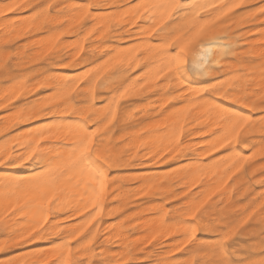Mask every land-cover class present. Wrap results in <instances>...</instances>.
Masks as SVG:
<instances>
[{
  "label": "snow or ice",
  "instance_id": "obj_1",
  "mask_svg": "<svg viewBox=\"0 0 264 264\" xmlns=\"http://www.w3.org/2000/svg\"><path fill=\"white\" fill-rule=\"evenodd\" d=\"M21 8L27 16L8 15ZM0 17V108L10 114L0 123L6 133L36 121L0 141V264H264V0H21L0 7ZM65 36L78 38L67 55ZM29 49L38 54L31 66ZM78 64L86 67L75 76L57 71ZM156 89L161 106L180 100L186 111L202 110V142L185 138L186 117L172 104L157 125L163 139L148 132L136 154L117 151L116 128L143 114L123 102ZM145 159L179 167L142 179V194H163L143 218L149 238L124 233L106 251L96 243L99 224L88 228L119 198L111 172ZM24 167L32 174L4 172ZM253 183L259 199L239 200L246 211L232 217L233 201ZM198 233L218 235L208 242ZM51 236L60 239L47 253L16 251ZM102 240L113 243L111 234ZM185 249L196 256L176 255Z\"/></svg>",
  "mask_w": 264,
  "mask_h": 264
},
{
  "label": "rangeland",
  "instance_id": "obj_2",
  "mask_svg": "<svg viewBox=\"0 0 264 264\" xmlns=\"http://www.w3.org/2000/svg\"><path fill=\"white\" fill-rule=\"evenodd\" d=\"M23 2L28 3H34L35 0H23ZM110 1H104L102 3H109ZM124 3L123 0L119 1L117 4ZM253 3H259V0H254ZM30 9H23L20 13L14 12L9 13L8 15L10 17L16 18L17 14L19 16H27ZM259 24L260 21H257L256 25L253 26V34L256 36H259ZM27 39V38H24ZM67 39V40H66ZM77 37L74 36H65L62 38L63 43L59 46L61 48H66L67 52L64 53V55H67L68 52H73V45L77 42ZM72 42V43H68ZM74 41V43H73ZM24 40L19 41L18 43L23 44ZM91 42V40H90ZM124 43H131V41H125ZM258 43V42H257ZM65 44V45H64ZM87 47V46H86ZM30 55L25 57V59L28 60L29 66H31V59L33 56H38L37 53L32 52L31 49L28 50ZM83 55V54H82ZM42 62V61H41ZM86 66L85 65H79L75 69L73 68H58V72L65 73L67 75H71V72L73 73L71 76H75L79 74L80 71H82ZM79 70V72H78ZM19 71H25L24 67H21ZM75 71V72H74ZM77 72V73H76ZM70 73V74H68ZM218 75H221L218 73ZM0 96H2L4 92L2 80H0ZM159 89H156L153 92L149 93V97L151 99L147 98H140V97H131L128 101H125L123 103L131 104L133 108H139L143 110V114H134L133 118L131 120H128L121 124L119 127L116 128L115 132L113 133V138L111 140L112 144L117 145L118 147L124 143L123 139L127 137L128 133L130 132H136L134 135H143L145 132V129L149 127V132L157 129V125H159V120L163 117V113L165 111H168L169 108H171L172 104H176L179 107L173 110H177L182 106H186L187 104L182 103L180 100L172 101V104L163 105L162 100L160 97L156 95V92H158ZM98 89V93H99ZM41 93H45L44 89H39L38 91H33L32 95L34 96H41ZM31 96L28 97L29 100H31ZM43 99H47V94H45ZM16 104H19V101H15ZM11 107V106H10ZM10 114L7 111V109L0 108V119H9ZM43 119V118H41ZM137 120V121H136ZM0 125H3L0 123ZM189 127L188 121L185 125V138L186 137V129ZM123 129V131H122ZM127 140V139H126ZM144 149H141V152H143ZM136 154V153H135ZM150 155V154H149ZM139 159V157H138ZM182 162V161H181ZM179 163L176 160H169L164 163L159 162H152L149 163L147 159L143 163H138L136 161H131L128 165H126L124 168L119 169H113L111 174L115 176L116 182H117V188L119 190V193L123 194L122 191H127L126 196L119 195V199L117 200H108L107 204L105 205L107 209L105 210V214L96 222L93 223L88 228V231H91L96 224H99V231L97 237V244L100 245V247L104 248L106 251L108 249L116 250L119 247V241L116 240V238L112 239L113 243L109 244L107 241L102 240V237L107 235L105 233L104 227L107 223H117L119 221H122V230L128 234L130 237V240L141 238L140 241H144L147 238H149V233L145 231L144 228H139L138 225L134 227H130L128 225V220L132 219L135 220L137 218L140 219L139 216L149 215V210L154 209L155 207L160 206V201L163 199V194L157 195L154 194V192H148L147 195H144L141 193V188L143 187L142 179L144 177L148 176H160L163 177L165 173L171 172L174 168H178ZM25 168V167H24ZM235 179V177H234ZM237 190H239V184L237 185ZM262 191L261 186L258 183H253L251 186L247 189V192L243 195L237 198V200L233 201L235 204V207L238 211L233 212L231 215L232 217H239L241 214L246 211V208L244 205H241L239 203V200H245L247 203V196L251 193H255L256 199H259V193ZM121 207L122 213L118 214L115 213V209ZM247 207H251V204H247ZM114 210V211H112ZM109 211H112L111 215L108 214ZM142 212V213H141ZM126 214V215H125ZM133 214L132 217H128L129 215ZM85 215H87L85 213ZM77 220H82L81 217H77ZM224 224L219 225V227H224ZM86 233V232H85ZM87 235V233L85 234ZM179 234H177L178 236ZM218 234L213 233H204L201 235L200 233L197 234V238L204 240L208 242H212V240L215 238V236ZM59 237L53 236L47 240H38L34 241L30 245H21L19 249L16 251L19 254H25L27 252L36 251L43 249L45 253H47L50 249V241L52 240H59ZM83 239V237H81ZM169 240H171L173 243L176 241V237H170ZM169 240L163 241V246L171 247L172 245L169 244ZM75 243V242H74ZM95 246V245H94ZM99 251V249H98ZM188 250L185 249V252L183 253H177L176 255L182 256L187 252Z\"/></svg>",
  "mask_w": 264,
  "mask_h": 264
},
{
  "label": "bare ground",
  "instance_id": "obj_3",
  "mask_svg": "<svg viewBox=\"0 0 264 264\" xmlns=\"http://www.w3.org/2000/svg\"><path fill=\"white\" fill-rule=\"evenodd\" d=\"M104 1H110L109 3H111V4H117L121 0H94V2H100V3L104 2ZM123 1L125 2V0H123ZM7 2H21V0H0V7H2ZM22 10H23V8L17 9V13H20ZM20 17H25V16H20ZM13 20H15V18H13ZM5 23H7V22L4 20V18L0 17V25H3ZM68 43H72V42H69L68 41ZM73 43H74V41H73ZM79 65H82V64H78V66ZM78 72H79V70H78ZM68 74H70V73H68ZM72 74L73 73L71 72V75ZM217 75H218V73H217ZM99 91L100 92H103L105 95H107L109 89H107V88H105V89H99ZM134 97H140V98H147V99H149V93H145L143 96H134ZM226 103H228V102H226ZM190 107L191 106L187 104L186 106H182V107H180L177 110H173V112L182 113L186 117V122L188 121V124H189V127L186 129V137H188V133L191 132L192 133V136L190 138V142L195 145L198 142H202V137L197 133L196 130L198 128L203 127L204 123H206L207 121H206V118L202 114V110L199 111V112L198 111H186V109H190ZM166 112H168V111H165L164 113H166ZM168 115H172V113H168ZM41 118L45 119L44 117H39L38 120L41 119ZM9 119H10V117H9ZM9 119H6V120H9ZM166 120H167V117L163 115V117L158 122L159 125L163 124ZM197 121H200V122H197ZM34 123H36V121H27L25 123L17 124L15 128H11L10 127L6 133L4 132V125H0V141L3 140V136L4 135L11 136L12 133H20V132H23V131H25L28 127H30ZM185 125H186V123H185ZM144 132L145 133L143 135H134L136 132H130V133H128L127 137L123 139V141L127 139L126 140L127 143H122L119 147L116 145L117 146L116 150L117 151H126V152L131 151V152H133V154H135V151L134 150H135V148L139 147L140 142H141L139 138L141 136H144L145 139H147V135L146 134L149 132V127L146 128ZM151 132L156 134L155 135V139H157V140L163 139L164 136H165V133H163L162 131H160L158 128L155 129V130H153V131H151ZM38 170L39 169H36V171H38ZM4 172L7 173L8 175H12V176H29V175L32 174L33 169H30V168H27V167H25V168H19V169H8V168H5L4 169ZM122 193L123 194L119 193V195H121L122 198H123V196H126L127 191L123 190ZM106 204H107V202H106ZM234 204H236V203H234ZM105 209H107L106 206H105ZM112 211H114V210H112ZM114 212L115 213H118V214H121L122 213V208L119 207V208L115 209ZM132 216H133V214L129 215L128 217H132ZM139 217H140V220H141V224H138V227L139 228H143L141 225L143 223V218L145 216L144 215H141ZM121 228H122V221H119L117 223H107L105 225V227H104L103 230H105V233L106 234H111V240L114 239V238H116V240H117V237L118 236H121L122 234L125 233ZM99 233H100V231H99ZM51 237H53V236H51ZM51 237H49V238H51ZM128 240H130V237L129 236H128ZM128 240H125L124 243H127ZM140 240H141V238H138L137 237L136 241H140ZM174 242H176V241H174ZM185 254L182 256V259H185V258H189L190 259V258L196 256L195 253H192L190 256H187V257H186Z\"/></svg>",
  "mask_w": 264,
  "mask_h": 264
}]
</instances>
